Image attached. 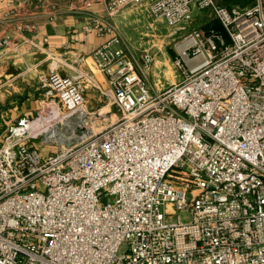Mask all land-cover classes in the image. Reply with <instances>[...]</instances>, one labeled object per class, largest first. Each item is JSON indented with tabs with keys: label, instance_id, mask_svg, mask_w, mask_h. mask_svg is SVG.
<instances>
[{
	"label": "built area",
	"instance_id": "obj_1",
	"mask_svg": "<svg viewBox=\"0 0 264 264\" xmlns=\"http://www.w3.org/2000/svg\"><path fill=\"white\" fill-rule=\"evenodd\" d=\"M140 1L108 4L117 13ZM194 7L211 11L228 40L185 35L180 81L156 90L154 56L138 58L96 19L112 36L91 57L118 119L50 153L30 144L38 132L27 116L0 138V264H264V0L245 10L153 0L150 11L177 26ZM39 79L44 102L67 113L85 104L84 82L100 87L55 62Z\"/></svg>",
	"mask_w": 264,
	"mask_h": 264
},
{
	"label": "crops",
	"instance_id": "obj_2",
	"mask_svg": "<svg viewBox=\"0 0 264 264\" xmlns=\"http://www.w3.org/2000/svg\"><path fill=\"white\" fill-rule=\"evenodd\" d=\"M152 1L142 0L111 13L108 0H0V40L11 36V44L0 47V103L7 107L6 116H0V138L19 119L32 118L38 103H44L39 78L52 62L65 74L93 76L105 89V78L91 54L112 34L97 29L96 19L112 24L128 45L122 31L124 22L132 16H154ZM54 7L58 13L52 16ZM40 53L46 54L42 61H38Z\"/></svg>",
	"mask_w": 264,
	"mask_h": 264
},
{
	"label": "rangeland",
	"instance_id": "obj_3",
	"mask_svg": "<svg viewBox=\"0 0 264 264\" xmlns=\"http://www.w3.org/2000/svg\"><path fill=\"white\" fill-rule=\"evenodd\" d=\"M218 1L222 2L229 10H245L254 4V0ZM213 16L211 11L195 8L191 20L182 21L177 26H170L164 17H148L144 14L132 16L131 19L124 22L126 25L122 31L130 50L137 52L138 58H140L139 54L145 50L154 56L155 65L153 64L148 72V80L156 90L167 88L182 79L181 71L174 64L175 59L179 56L178 43L194 29L205 30V26L210 23ZM216 24L224 37L227 38L219 20H216ZM225 38L222 37L223 40ZM161 44L162 46H160ZM81 79L84 80V78ZM83 84L85 85V104L75 112L67 113L57 101L53 103L54 105L47 100L44 103L41 102L42 104L38 103V108L32 116L36 122L38 136L31 140V145H33V141L42 152H55L62 145L80 142L90 135L100 132L118 119L120 112L111 96L107 95L106 89L102 86L88 85L87 82ZM44 98L42 96L41 99L45 100ZM53 109L57 110V113L54 114ZM2 114L6 116L7 107L0 103V116ZM55 115L61 118L55 120L59 135L57 138H52L46 124ZM0 120H2L1 117ZM43 123L45 125L40 126ZM106 200L104 199V201ZM181 216L185 221L190 218L188 211L181 212Z\"/></svg>",
	"mask_w": 264,
	"mask_h": 264
},
{
	"label": "trees",
	"instance_id": "obj_4",
	"mask_svg": "<svg viewBox=\"0 0 264 264\" xmlns=\"http://www.w3.org/2000/svg\"><path fill=\"white\" fill-rule=\"evenodd\" d=\"M212 21V22H211ZM210 21V23H207V25L205 26V31L208 33V34H211V35H214V36H222L223 38L224 37V34L221 33V31L219 30V28L217 27V24H216V19H212ZM223 28V26H222ZM226 40H228V37L225 38Z\"/></svg>",
	"mask_w": 264,
	"mask_h": 264
},
{
	"label": "water",
	"instance_id": "obj_5",
	"mask_svg": "<svg viewBox=\"0 0 264 264\" xmlns=\"http://www.w3.org/2000/svg\"><path fill=\"white\" fill-rule=\"evenodd\" d=\"M46 58V54H39L38 55V61H42V60H44Z\"/></svg>",
	"mask_w": 264,
	"mask_h": 264
},
{
	"label": "bare ground",
	"instance_id": "obj_6",
	"mask_svg": "<svg viewBox=\"0 0 264 264\" xmlns=\"http://www.w3.org/2000/svg\"><path fill=\"white\" fill-rule=\"evenodd\" d=\"M185 60H186V62L190 63V60H189L188 58H185ZM47 128H48V127H47ZM47 128H46V129H47Z\"/></svg>",
	"mask_w": 264,
	"mask_h": 264
}]
</instances>
